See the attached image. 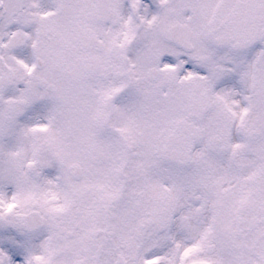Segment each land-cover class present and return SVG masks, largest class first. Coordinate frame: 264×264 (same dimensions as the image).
<instances>
[{"label":"snow or ice","instance_id":"snow-or-ice-1","mask_svg":"<svg viewBox=\"0 0 264 264\" xmlns=\"http://www.w3.org/2000/svg\"><path fill=\"white\" fill-rule=\"evenodd\" d=\"M0 264H264V0H0Z\"/></svg>","mask_w":264,"mask_h":264}]
</instances>
